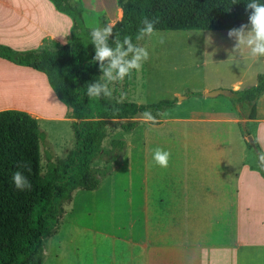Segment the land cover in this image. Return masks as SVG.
<instances>
[{
	"label": "crops",
	"instance_id": "crops-1",
	"mask_svg": "<svg viewBox=\"0 0 264 264\" xmlns=\"http://www.w3.org/2000/svg\"><path fill=\"white\" fill-rule=\"evenodd\" d=\"M116 7L112 17L119 20ZM71 24L48 0H0V45L12 50L68 43ZM0 66L22 71L13 63ZM241 85L236 80L204 88L188 113L164 109L155 122L139 119L138 174L127 176L123 187L131 195L122 210L131 216L122 228L127 232L105 235L109 240L102 250L93 248L91 264H264V178L257 165L258 157L264 158V92L252 117L232 103L231 93L221 100L206 96ZM180 100L169 108L180 107ZM5 109L17 110L0 107ZM131 146L126 144L121 164ZM156 147L169 152L166 167L153 162Z\"/></svg>",
	"mask_w": 264,
	"mask_h": 264
},
{
	"label": "trees",
	"instance_id": "trees-1",
	"mask_svg": "<svg viewBox=\"0 0 264 264\" xmlns=\"http://www.w3.org/2000/svg\"><path fill=\"white\" fill-rule=\"evenodd\" d=\"M55 9L71 21L70 41L52 43L34 50L15 51L0 45V58L42 74L57 97L71 111L70 123L74 147L63 159L49 160L42 173L39 145L43 133L37 120L24 111H0V264H43L44 240L52 235L76 189L87 191L99 187L102 179L122 159L124 140L114 139L110 149L102 147L107 125L117 121L124 131L132 130L144 112L151 121L160 119L173 100L138 104L119 100L114 90L110 97L85 95L86 83L100 79L102 70L94 61V47L83 20V9L71 0H49ZM247 0H117L120 19L111 25L110 46L124 35L135 36L141 18H158L157 30H229L247 22ZM138 42V41H134ZM110 87V86H109ZM264 92V74L256 84L230 91L234 105L253 116L254 102ZM248 147L251 146L247 143ZM104 156L108 165L92 167ZM25 165L26 167H20ZM257 165L264 178V158ZM20 170L31 184L30 189H15L11 174Z\"/></svg>",
	"mask_w": 264,
	"mask_h": 264
},
{
	"label": "rangeland",
	"instance_id": "rangeland-1",
	"mask_svg": "<svg viewBox=\"0 0 264 264\" xmlns=\"http://www.w3.org/2000/svg\"><path fill=\"white\" fill-rule=\"evenodd\" d=\"M71 2L83 9L84 24L89 29L98 25L111 26L117 21V16L112 17L118 6L117 0ZM227 31L158 30L151 40L137 42L146 46L150 53L141 69L132 71L123 80L112 82L109 86L112 90L115 88L114 94L118 95L119 100L138 104L159 100L175 102L181 97L180 107L165 108L173 113L193 110L203 98L204 88L213 89L218 84H229L236 80L242 81V89L251 87L255 85L257 76L264 74V64L248 57L246 49L233 53L232 58L230 53L234 41L227 37ZM46 45L51 46L52 42ZM0 62L5 66L11 64L2 58ZM20 70L15 73L10 68L0 66V107L12 106L37 120L39 130L43 133L39 145L43 173L49 160L63 159L74 147L71 111L57 99L42 74L33 75L32 71L23 66ZM216 98L221 100L225 97L219 94ZM242 129L245 133V128ZM140 133L139 123L130 131L121 130L117 121L107 125L102 147L110 149L111 140H124L125 146L132 145L131 149L127 148L126 162L121 164V159L117 165L113 164L115 168L102 179V185L95 192L76 189L70 201L63 203L64 212L56 230L44 240L47 252L43 264H91L93 248L102 250L106 245L103 242L109 240L105 235H123L127 232L122 228L131 216L122 210L126 197L131 195L123 192L126 189L124 179L127 176L137 178ZM106 165L108 161L104 156L92 163V167L103 168ZM131 186L135 187V180ZM132 196L137 201L135 195Z\"/></svg>",
	"mask_w": 264,
	"mask_h": 264
},
{
	"label": "clouds",
	"instance_id": "clouds-1",
	"mask_svg": "<svg viewBox=\"0 0 264 264\" xmlns=\"http://www.w3.org/2000/svg\"><path fill=\"white\" fill-rule=\"evenodd\" d=\"M248 12L247 22L237 27L230 28L226 35L234 41L233 53L242 49L247 50V56L261 61L264 64V0H247L245 10ZM158 18H141V26L138 27L135 36L124 35L123 39H115V46H110L109 36L113 28L108 25L92 27L87 35L94 47L93 60L97 62L102 70L100 79L86 83L85 95L94 98L110 97L112 89L109 84L123 80L132 71L141 69L143 63L149 59V49L134 41L151 40L157 33L154 25ZM162 41V38H161ZM146 119L153 117L150 112L145 111ZM153 162L166 167L169 161V152L166 149L156 147L152 150ZM20 167H26L20 165ZM11 181L15 189H30L31 184L27 177L19 169L11 174Z\"/></svg>",
	"mask_w": 264,
	"mask_h": 264
},
{
	"label": "water",
	"instance_id": "water-1",
	"mask_svg": "<svg viewBox=\"0 0 264 264\" xmlns=\"http://www.w3.org/2000/svg\"><path fill=\"white\" fill-rule=\"evenodd\" d=\"M218 94L229 96L230 95V91L229 90H225V89L224 90H214V91H210V92L206 93V96L212 97V96H215V95H218ZM246 141L251 146V148L256 152L257 151V147H256L252 137L246 136Z\"/></svg>",
	"mask_w": 264,
	"mask_h": 264
}]
</instances>
